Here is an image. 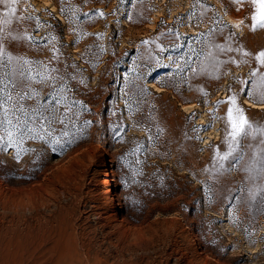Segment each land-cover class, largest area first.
<instances>
[{"label": "rangeland", "instance_id": "rangeland-1", "mask_svg": "<svg viewBox=\"0 0 264 264\" xmlns=\"http://www.w3.org/2000/svg\"><path fill=\"white\" fill-rule=\"evenodd\" d=\"M17 8L44 26L0 25L34 37L5 36L3 48L33 61L36 78L16 74L23 61L0 58V87L15 84L7 90L21 119V103L29 116L54 109L60 141L25 140L18 158L0 125V264H264V174L246 170L258 140L241 142L243 160L221 168L216 156L229 130V104L219 101L236 95L264 124V66L254 58L264 29L251 30L248 0H21ZM226 43L253 55L216 47ZM40 61L58 70L55 83L40 82ZM66 104L71 122L61 123ZM105 163L116 208L106 204Z\"/></svg>", "mask_w": 264, "mask_h": 264}, {"label": "snow or ice", "instance_id": "snow-or-ice-1", "mask_svg": "<svg viewBox=\"0 0 264 264\" xmlns=\"http://www.w3.org/2000/svg\"><path fill=\"white\" fill-rule=\"evenodd\" d=\"M63 2V0H62ZM236 4H242L243 0H234ZM248 2L253 6L254 11L252 14V24L251 30L256 31L258 29H264V0H248ZM21 3V0H0V4L6 6L5 11L3 13V17L0 18V25H10L15 20L18 23H23L24 21L28 20H35L36 22V29L43 27L44 25L40 22L39 17H34L32 15H17V5ZM74 15V13H73ZM97 15L104 16L102 11L98 12ZM93 17H89L92 19ZM218 25L221 24V21L216 22ZM243 23V21H241ZM226 27V25H224ZM223 30L222 28L220 29ZM7 36L8 38L15 39V40H28L32 41L34 37L24 31L22 34L17 33L13 35L12 32H5L4 27H0V58H6L9 63L14 60L23 61L22 64L19 65L18 69L16 70V74L20 78H24L27 74V78L29 80L35 79L36 76L33 74L31 70V66L33 61L25 60L24 58H17L13 57L10 53H6L5 49L3 48V40L4 37ZM231 35H229L228 40H231ZM52 40H55L56 37H51ZM221 52H242L244 57L252 56L251 52L242 50L241 48H232L230 44H223L216 46ZM54 52H58V49H53ZM260 65L264 66V50H261L254 57ZM53 59H58V56H54ZM227 62V61H225ZM235 63H247L248 61H235ZM44 71L38 73L41 77V83L47 82L51 80L52 83H55L58 79L57 76L51 75L52 71L58 70H50L48 69L47 65H44L42 61L37 62ZM258 70H255L252 75L256 76ZM83 82V81H81ZM258 87L264 88V73L260 74L258 80ZM12 84L15 87V84L12 81H8L7 84H4L3 87H0V109H2L4 114V119L0 120V125L4 126V132L6 133L7 137V146L8 147H16L17 148V157L19 158V152L23 149L21 145L25 142V140H33V139H41L44 140L47 137H51L52 143H58L60 141L59 136H53L52 132L55 129H51V125L53 120L55 119V110H52L51 115H45L44 113L33 109L32 115L29 116L28 110L24 108L23 104H19V111L24 114V118L21 119L19 116L15 115V110L17 109V105L13 103L14 97L12 96L11 92L8 91V85ZM249 96L254 95L253 92L246 93ZM33 95L38 96L39 93H33ZM27 93L20 94L15 99L22 100L26 98ZM260 102H264V91L260 93ZM219 103H228L229 108L227 111V115L225 117L228 131L226 132L225 136V143L227 144V151L223 154L219 152V148H217L216 156L219 162L220 167L222 168L224 162L229 160V158H238V160H243L244 153L241 142L245 139L251 140H258V146L254 148V155L252 159V165L248 167L247 171H258L260 174H264V124H260L259 122L251 121L248 116L245 114V111L242 107L239 106L237 103V96L232 95L228 97L227 101H219ZM10 109L12 111H10ZM71 106L65 105V112L64 116L61 118V123H70V117L68 113L71 112ZM13 117L15 118V123L13 122ZM38 118L40 121L46 123H38ZM90 123V122H86ZM51 129V130H49ZM63 136H68L69 133L64 131ZM5 137L0 135V141H3ZM74 140H68L66 143L71 144L74 143ZM4 145L0 143V148H3ZM250 147V145H249ZM55 151V149H53ZM255 165H259L257 169L254 167Z\"/></svg>", "mask_w": 264, "mask_h": 264}, {"label": "bare ground", "instance_id": "bare-ground-1", "mask_svg": "<svg viewBox=\"0 0 264 264\" xmlns=\"http://www.w3.org/2000/svg\"><path fill=\"white\" fill-rule=\"evenodd\" d=\"M105 171H104V178L102 180V184L105 187V194H106V204L111 208L117 207V200L114 195V191L112 188V178H111V169L109 163H105Z\"/></svg>", "mask_w": 264, "mask_h": 264}]
</instances>
